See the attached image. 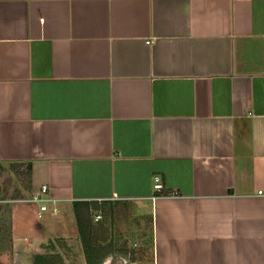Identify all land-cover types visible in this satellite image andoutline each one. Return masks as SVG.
Instances as JSON below:
<instances>
[{
  "label": "crops",
  "instance_id": "0c3cea01",
  "mask_svg": "<svg viewBox=\"0 0 264 264\" xmlns=\"http://www.w3.org/2000/svg\"><path fill=\"white\" fill-rule=\"evenodd\" d=\"M16 163L13 264L49 262L106 201L151 211L152 264H264V0H0Z\"/></svg>",
  "mask_w": 264,
  "mask_h": 264
},
{
  "label": "rangeland",
  "instance_id": "374dc122",
  "mask_svg": "<svg viewBox=\"0 0 264 264\" xmlns=\"http://www.w3.org/2000/svg\"><path fill=\"white\" fill-rule=\"evenodd\" d=\"M28 185V168L24 164L0 165V198L27 197ZM98 214L101 217L96 220ZM9 222L7 209L0 214V264H13ZM81 223L80 240L71 246L55 247L56 253L46 264H82L81 252L85 253V249L95 250L96 261V252L101 253L100 264L108 258L123 259L126 264H152L151 211L147 206L106 201L83 210Z\"/></svg>",
  "mask_w": 264,
  "mask_h": 264
},
{
  "label": "built area",
  "instance_id": "2783aa9c",
  "mask_svg": "<svg viewBox=\"0 0 264 264\" xmlns=\"http://www.w3.org/2000/svg\"><path fill=\"white\" fill-rule=\"evenodd\" d=\"M147 43L149 44V42H147ZM154 179H155L154 189L155 190H161L163 186L159 180V177L156 176ZM47 191H48L47 185H42L40 192L38 194H35L32 196L33 201L41 203L40 212H43L47 209V205H46L47 200H45L43 197V195L46 194ZM3 202H4L3 200H0V203H3ZM56 210H57L56 208L53 209V211H56ZM100 217H101V215L98 214L96 217V220L100 219Z\"/></svg>",
  "mask_w": 264,
  "mask_h": 264
},
{
  "label": "trees",
  "instance_id": "16d2710c",
  "mask_svg": "<svg viewBox=\"0 0 264 264\" xmlns=\"http://www.w3.org/2000/svg\"><path fill=\"white\" fill-rule=\"evenodd\" d=\"M88 208V207H87ZM88 210V209H87ZM77 221H78V226H79V231H80V237H81V234L83 233V231H82V228H81V217L79 216V217H77ZM85 255H86V261H87V264H100V256H101V253H99V252H96V254H97V261L94 259L95 258V256H94V254H93V252H95V250H90L89 249V251L87 252V250L85 249ZM36 262L37 263H41L42 262V259H41V257H38V258H36Z\"/></svg>",
  "mask_w": 264,
  "mask_h": 264
},
{
  "label": "water",
  "instance_id": "95a60500",
  "mask_svg": "<svg viewBox=\"0 0 264 264\" xmlns=\"http://www.w3.org/2000/svg\"><path fill=\"white\" fill-rule=\"evenodd\" d=\"M105 264H113V261H109V262H107V263H105ZM114 264H122V260L119 259V260H117Z\"/></svg>",
  "mask_w": 264,
  "mask_h": 264
}]
</instances>
